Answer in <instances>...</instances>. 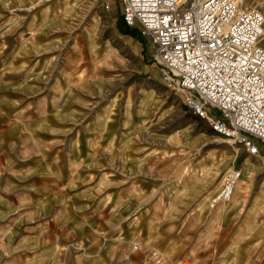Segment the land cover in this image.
Segmentation results:
<instances>
[{
    "label": "rangeland",
    "instance_id": "374dc122",
    "mask_svg": "<svg viewBox=\"0 0 264 264\" xmlns=\"http://www.w3.org/2000/svg\"><path fill=\"white\" fill-rule=\"evenodd\" d=\"M152 54L120 0H0V264H264V145L215 133Z\"/></svg>",
    "mask_w": 264,
    "mask_h": 264
},
{
    "label": "built area",
    "instance_id": "2783aa9c",
    "mask_svg": "<svg viewBox=\"0 0 264 264\" xmlns=\"http://www.w3.org/2000/svg\"><path fill=\"white\" fill-rule=\"evenodd\" d=\"M120 2L124 23L151 39L154 63L188 111L234 147L260 154L264 10L246 0ZM240 178L239 168L230 169L214 202L229 201Z\"/></svg>",
    "mask_w": 264,
    "mask_h": 264
},
{
    "label": "crops",
    "instance_id": "0c3cea01",
    "mask_svg": "<svg viewBox=\"0 0 264 264\" xmlns=\"http://www.w3.org/2000/svg\"><path fill=\"white\" fill-rule=\"evenodd\" d=\"M242 184H245V183H241V185H240L241 187L245 188V185H246V184H245V185H242ZM227 207H228V206H226V204H225V207H224V208H223V207L221 208V209H222V212H223L224 214L228 211V210L226 209ZM186 264H187V263H186Z\"/></svg>",
    "mask_w": 264,
    "mask_h": 264
},
{
    "label": "bare ground",
    "instance_id": "6f19581e",
    "mask_svg": "<svg viewBox=\"0 0 264 264\" xmlns=\"http://www.w3.org/2000/svg\"><path fill=\"white\" fill-rule=\"evenodd\" d=\"M254 4V3H253ZM256 5H258V4H256ZM241 170V169H240ZM241 177H242V170H241ZM240 180V179H239ZM239 182V181H238ZM238 184V183H237ZM237 186V185H236ZM236 188V187H235ZM186 263H188V262H186Z\"/></svg>",
    "mask_w": 264,
    "mask_h": 264
}]
</instances>
